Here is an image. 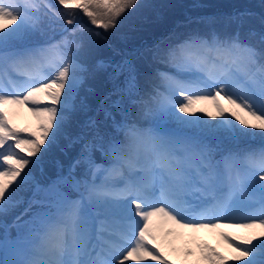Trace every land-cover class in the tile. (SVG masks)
Returning <instances> with one entry per match:
<instances>
[{
  "label": "snow or ice",
  "instance_id": "obj_1",
  "mask_svg": "<svg viewBox=\"0 0 264 264\" xmlns=\"http://www.w3.org/2000/svg\"><path fill=\"white\" fill-rule=\"evenodd\" d=\"M145 6L141 0H0V213L24 205L13 225L17 235L3 226L2 264H175L165 246L183 257L180 264H264V35L260 48L242 37L245 14L237 13L223 19L237 25L233 33L210 27L206 34L114 49L118 60L95 59L99 41ZM57 28L59 40L44 39ZM52 53L49 72L28 71L47 65ZM158 63L175 74L147 70ZM101 73L112 88L93 108L81 89ZM198 104H211L215 114ZM19 108L32 114L34 127L14 122ZM147 116L193 134L138 128ZM221 138L261 144L216 160L208 141ZM61 140L67 141L61 151L79 146L76 156L46 182L37 179L33 170L43 174L44 157ZM224 227L259 233L219 232L228 255L197 242L196 233ZM185 233L189 239L177 247ZM30 238H39L47 259L26 254Z\"/></svg>",
  "mask_w": 264,
  "mask_h": 264
},
{
  "label": "rangeland",
  "instance_id": "obj_2",
  "mask_svg": "<svg viewBox=\"0 0 264 264\" xmlns=\"http://www.w3.org/2000/svg\"><path fill=\"white\" fill-rule=\"evenodd\" d=\"M55 1V0H54ZM141 3L146 5L145 7H142L139 12H142V13H135L134 16H132L130 18V21L125 23V27L128 28L127 31H130L133 27V23L135 21V19H140L141 20V17H144L145 19L148 18V19H158L159 20V16H164V15H173V14H177V13H186L188 11H192L193 7L191 5V1H188V0H141ZM193 5H195V0H193ZM219 7V6H218ZM195 8V7H194ZM195 12V9H193V13ZM196 14V13H194ZM214 14H217V13H214ZM213 14V15H214ZM248 15V18H255V14L254 13H247ZM212 18H216L217 20H219L220 18V15H216L215 17L214 16H211ZM147 20V19H146ZM80 22L84 23L86 26H89L88 25V18L86 16H83L81 15L80 17ZM195 22V20H193V23ZM124 25L123 27H120L118 28V30H114L113 32H110V33H117V32H122L124 30ZM150 29H155L154 27H152L150 25ZM253 32H257L258 33V30L256 28H252ZM58 28L55 30V32L51 31V30H46V31H51L50 33L52 35L55 36V38H52L53 40H59L61 38V35L62 33L60 31H57ZM93 30H99V29H95L93 28ZM59 35V36H57ZM85 41L87 42L89 40V34L88 33H82L81 34ZM118 38V37H117ZM92 39H95V38H92ZM135 36L133 39H131L130 42L133 43V45H135ZM118 42L121 41V39H117ZM41 42V41H40ZM125 43H129L126 39L124 40ZM42 43V42H41ZM109 45V40H101L99 41L98 45H97V48H96V53H95V59H103L105 60L107 56L106 52H105V49L106 47ZM55 57H56V54L54 53ZM109 59L108 60H118L120 57L118 55L116 56H109L108 57ZM41 74H46L47 72H49L51 69L45 65L44 67H41ZM26 79V78H25ZM194 83H195V80L193 79ZM90 83V84H89ZM93 86V92L89 93L87 92L85 89L87 88H90L89 86ZM112 88V84L111 82L108 80L107 76L105 74H99V75H96L95 77H92L90 78L85 87L83 89H81V95L83 96H87L88 99H89V103L92 105V107L94 108L95 106H93V103H95V99L97 97H103L101 92H99L98 90H102L103 92H109ZM102 99V98H101ZM222 104H224L225 107L227 108H231L230 105L227 104L226 101H221ZM196 107H203L205 108L207 111L213 113V115L215 114V109L212 108L213 106H210L209 104H198ZM238 111V110H236ZM89 115H92V113H89ZM241 115H243V113H241ZM27 118V117H25ZM157 117H153V116H147L145 117V119H148L146 125H143V128L141 129H147V128H150L152 124H154L155 122V119H157ZM246 119H250L248 117H245ZM14 119V122L20 126V127H26V126H32L34 127L35 125V121L34 123H30L26 120H23V121H18V118H13ZM78 119L80 121H83L84 119V116H79ZM174 123V122H173ZM176 124V123H174ZM178 125V124H176ZM181 126V125H179ZM155 128V127H154ZM188 129V128H187ZM79 129L75 126V131L77 132ZM154 131H158V132H161L162 134L164 135H174V131H172L171 129H168V128H159L157 130V128H155ZM79 146H75V149H78ZM59 150L61 151V148L59 147ZM59 150L57 148H53L52 150V154L51 152H49L45 157H44V160H43V177L40 179L41 181L45 182V180H47L49 177L51 176H47V172H49L48 169L45 168V164L48 163L50 165H56L60 159H62L64 162H66V159L65 158H62L61 157V154L59 152ZM61 157V158H60ZM96 158H97V161L100 162L99 159H101V156L100 154H96ZM40 170V167L34 169V174L37 170ZM37 175L40 177V174L41 171H37L36 172ZM73 193H71L72 195ZM85 212L86 213H90L91 214V210H92V207L91 206H87L85 209ZM12 229V234H15L14 232V226L11 227ZM222 229H218L216 230L215 232H209V231H201L199 233H196L195 236L197 238V242H206L210 245H212L213 247H217L219 251L221 252H224L225 255H228L229 252L231 251L228 246L226 244L223 243V241L220 240L219 238V232H221ZM223 232H227V233H230L232 235H240V236H244V235H249L252 231H255L257 233H259V230L256 229V230H243V229H237V228H225L222 230ZM21 232H27V229L26 228H22L21 229ZM0 235H2V231H1V227H0ZM189 239V234L188 233H185V236L183 238V240H178L176 242V246L177 247H181L184 245L185 241H187ZM192 246V245H190ZM35 248L38 253L40 254V256H35L33 253H35V251L33 252H27V248ZM31 250V249H30ZM165 254L168 255V258L169 259H172L174 260L175 264H180V260L183 259L182 256H178L177 254H173L171 253L170 249L165 246ZM32 251V250H31ZM26 254L28 256H35L36 258L38 259H47L48 256L46 255L45 251L43 250V248L41 247V241L39 240V238H36L35 241H34V244H28L26 246ZM43 255V256H42ZM11 258V257H9ZM2 259H3V253H0V262H2Z\"/></svg>",
  "mask_w": 264,
  "mask_h": 264
},
{
  "label": "trees",
  "instance_id": "obj_3",
  "mask_svg": "<svg viewBox=\"0 0 264 264\" xmlns=\"http://www.w3.org/2000/svg\"><path fill=\"white\" fill-rule=\"evenodd\" d=\"M188 1H191L193 9H195L194 13L210 14L217 11L247 13V10H249V13H254L256 16L252 19V22L244 21L243 25L239 27L242 37L247 36L250 38L249 33H253L252 28H256L258 33L259 31L264 33V0H195V5H193V0ZM193 9L190 12H193ZM254 33H256L255 36L258 35L257 32ZM107 36L115 37L113 34Z\"/></svg>",
  "mask_w": 264,
  "mask_h": 264
},
{
  "label": "bare ground",
  "instance_id": "obj_4",
  "mask_svg": "<svg viewBox=\"0 0 264 264\" xmlns=\"http://www.w3.org/2000/svg\"><path fill=\"white\" fill-rule=\"evenodd\" d=\"M56 62V57L54 56V54L52 53L51 55H50V59H49V63L47 64L48 65V67L51 69V65L52 64H54ZM41 68V67H40ZM40 68H33V69H28V71L29 72H34V71H36L37 69L39 70V72H40ZM19 80H24V78L23 77H20V79ZM210 106H212L211 104H209ZM212 108H214V107H212ZM16 112H17V115H15L13 118H18V121H23V120H26V121H28V122H30V123H34V121H35V118L32 116V114L31 113H29L28 111H27V109L26 108H19L18 110H15ZM25 117H27V118H25ZM94 211H95V209H93V213H94Z\"/></svg>",
  "mask_w": 264,
  "mask_h": 264
}]
</instances>
